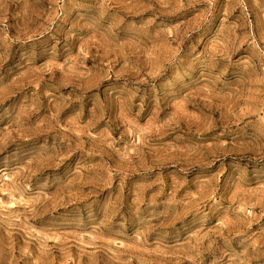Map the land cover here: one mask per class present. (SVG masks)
<instances>
[{
  "label": "rangeland",
  "instance_id": "1",
  "mask_svg": "<svg viewBox=\"0 0 264 264\" xmlns=\"http://www.w3.org/2000/svg\"><path fill=\"white\" fill-rule=\"evenodd\" d=\"M0 264H264V0H0Z\"/></svg>",
  "mask_w": 264,
  "mask_h": 264
}]
</instances>
